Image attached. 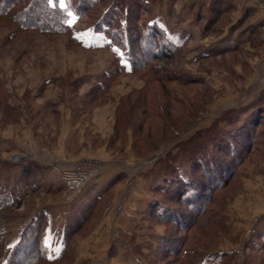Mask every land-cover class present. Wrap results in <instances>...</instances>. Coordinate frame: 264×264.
I'll return each instance as SVG.
<instances>
[{
	"label": "rangeland",
	"instance_id": "1",
	"mask_svg": "<svg viewBox=\"0 0 264 264\" xmlns=\"http://www.w3.org/2000/svg\"><path fill=\"white\" fill-rule=\"evenodd\" d=\"M258 3L0 1L11 7L0 13V251L33 216L48 258H58L66 230L92 209L52 264H264ZM46 6L58 30L41 28ZM245 119L251 136L225 183L193 205L166 193L164 161L189 170L195 141L206 148L208 133ZM18 154L25 160L14 162ZM60 167L86 174L78 190L63 185Z\"/></svg>",
	"mask_w": 264,
	"mask_h": 264
},
{
	"label": "trees",
	"instance_id": "2",
	"mask_svg": "<svg viewBox=\"0 0 264 264\" xmlns=\"http://www.w3.org/2000/svg\"><path fill=\"white\" fill-rule=\"evenodd\" d=\"M0 1H5L6 4V1L8 0ZM5 4H0V13L2 14L8 13L9 8H11H6ZM38 5L39 3H33L29 6V9L34 10ZM44 8H41V14L45 16L46 21L43 22L44 24H42L41 28L58 30L61 21L58 17L53 18L54 16H51V12L54 10H50L49 7L46 6V10L43 11ZM38 21L39 20L36 19V22ZM147 31L144 46H148L152 49L159 47L156 45L160 39L159 28L154 26L148 28ZM237 121L238 118L235 117L229 125H233ZM248 123L249 120L245 119V122L232 132L227 130H217L216 132L208 133L206 138L202 140V143L203 145H206V148L202 145L201 148L198 147L200 141H195L192 148H196L197 152L189 149L188 151L191 153L188 156L189 158L186 160V157H184L185 162L189 161L191 164L189 170H182L176 167H169V169H167L168 163H165L164 161V167H166L164 171L166 193H173L177 198L183 197L190 201V205H193L197 203L199 199L204 198V196H206L204 193H208L210 188L219 185V183H225L230 168L229 164L236 155L240 154L247 148L249 137L251 136L250 130L247 129ZM195 143L197 144V147L200 148L199 150L194 146ZM212 143H215L214 147H211ZM210 147L211 149H209ZM219 150L227 154V160H225V158L223 159L224 161H222L221 159L218 160L216 158L215 151L218 153ZM186 165L188 166V164ZM199 187L201 190L200 195L197 192V188ZM193 210L195 211V214L200 212L197 207ZM91 212L92 209L85 214L81 213L76 219V221H78L72 223L71 228L69 227L66 230V233L64 234V248L60 251L58 258L55 259L48 258V250L44 245V240L39 238V229L42 227L41 220L39 222V220L37 221L36 218L32 216L27 223L24 224L20 232L19 240L14 244L13 248H5L3 251L1 250L2 252L0 251V264H52L59 261L67 249L66 244H69L73 235L81 229L86 221H88ZM1 244L2 243L0 242V245Z\"/></svg>",
	"mask_w": 264,
	"mask_h": 264
},
{
	"label": "built area",
	"instance_id": "3",
	"mask_svg": "<svg viewBox=\"0 0 264 264\" xmlns=\"http://www.w3.org/2000/svg\"><path fill=\"white\" fill-rule=\"evenodd\" d=\"M21 160H25V156L18 154L14 157V162H20ZM66 174L65 171L61 174L63 185L70 191L75 192L80 188L86 174L81 172H71L69 176H66Z\"/></svg>",
	"mask_w": 264,
	"mask_h": 264
},
{
	"label": "crops",
	"instance_id": "4",
	"mask_svg": "<svg viewBox=\"0 0 264 264\" xmlns=\"http://www.w3.org/2000/svg\"><path fill=\"white\" fill-rule=\"evenodd\" d=\"M232 2H234V1H232ZM261 2H262V5H260L258 3L259 7H264V1L261 0ZM64 169H71V168H68V167H60V169L59 168H55V169H53V172L58 173L59 175H61L62 172H64Z\"/></svg>",
	"mask_w": 264,
	"mask_h": 264
}]
</instances>
